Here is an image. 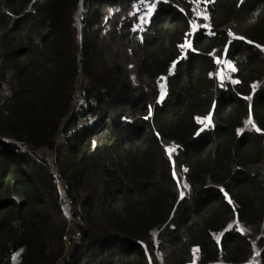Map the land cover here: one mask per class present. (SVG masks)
<instances>
[{
  "label": "trees",
  "instance_id": "obj_1",
  "mask_svg": "<svg viewBox=\"0 0 264 264\" xmlns=\"http://www.w3.org/2000/svg\"><path fill=\"white\" fill-rule=\"evenodd\" d=\"M179 1L0 0V264H264V0Z\"/></svg>",
  "mask_w": 264,
  "mask_h": 264
},
{
  "label": "rangeland",
  "instance_id": "obj_2",
  "mask_svg": "<svg viewBox=\"0 0 264 264\" xmlns=\"http://www.w3.org/2000/svg\"><path fill=\"white\" fill-rule=\"evenodd\" d=\"M186 1H190V0H186ZM180 2H181V0H180ZM191 5H192L190 7V9L192 10V16L191 17H193L194 21L196 22L195 23L196 27L200 26L199 20L200 21L202 20L201 21L202 26H206L208 23H205V21L203 22V20L204 19L206 20V18H207L206 11L204 9H202L204 3L201 0H192ZM146 8L147 9H144L143 13H141L139 15L140 20H147L150 16L151 12L153 11V9H152L153 7H151V5H147ZM142 14H143V16H141ZM215 59H216V62L219 64V68L217 69L218 77L223 78V76L227 75V70H230L228 67V63L219 57H215ZM162 97H163V94L161 93L160 98H162ZM209 121H210L209 117L200 119V123L202 124V126H205ZM54 150H55L54 148H50V147L42 148V149L37 150V152L34 154V156L37 159L44 161L47 164H49L54 159V154H53ZM72 228H73V222H71L67 227V235L68 236L72 233ZM241 230L244 231L245 229L242 228ZM214 237L217 240H219L220 234H215ZM258 250L259 249L257 248V246H255L254 250H253V252H254L253 257L250 260L251 262L256 261V259H257L256 256H257ZM195 252L196 251H194V255H195ZM66 254L68 255V252ZM67 255L65 256L64 260H66ZM12 264H17V257L16 256L13 258ZM60 264H62V261Z\"/></svg>",
  "mask_w": 264,
  "mask_h": 264
},
{
  "label": "built area",
  "instance_id": "obj_3",
  "mask_svg": "<svg viewBox=\"0 0 264 264\" xmlns=\"http://www.w3.org/2000/svg\"><path fill=\"white\" fill-rule=\"evenodd\" d=\"M178 1H179V0H178ZM191 1H192V0H190V7L192 6V5H191ZM201 1L204 3L202 9H204V10L206 11V15H207V6H208V4L211 2V0H201ZM178 4H179L180 9H181L184 13H186V8H185L184 4L181 3L180 1H179ZM141 16H143V14H142ZM207 18H208V16H207ZM144 21H145V20H140V19H139V25H141V28L144 27ZM195 23H196V22L194 21L193 17H190V18H189V24H190V37H189V40L191 39V36H192L193 32L198 28V26L196 27ZM194 25H195V26H194ZM230 75H231V71H230V70H227V76H230ZM80 94H82V90H80ZM82 104H83V98H82V96L77 97L75 107L78 108V107L81 106ZM18 144L20 145L21 143H18ZM53 176H54V177H57V170H54V171H53ZM182 192H183V196H181V193H182ZM185 195H186V190H185V189H181L180 192H179V199L184 198ZM59 202H60V204H61V208H62L63 211H64L65 217H66L67 220L69 221V222H68V225H69V224L72 222V221H71V211L65 207L64 204H65L66 202L64 201V199L60 198ZM72 234H73L74 236H78V235H79V232H78V230H75V229H73V228H72V233H71L69 236L67 235V232H66V235H65V243H66L67 247H68V246H69V247L71 246V236H72ZM74 240H75V239H74Z\"/></svg>",
  "mask_w": 264,
  "mask_h": 264
},
{
  "label": "snow or ice",
  "instance_id": "obj_4",
  "mask_svg": "<svg viewBox=\"0 0 264 264\" xmlns=\"http://www.w3.org/2000/svg\"><path fill=\"white\" fill-rule=\"evenodd\" d=\"M142 2H143V0H142ZM152 7H154V5H152ZM151 10V9H150ZM206 18V17H205ZM195 26V25H194ZM231 34V33H230ZM240 39H244L243 37H240ZM249 43H251V41H249ZM185 46H188V47H190V45H182L181 47H185ZM257 47H261L260 45H257ZM174 64H175V62H174ZM197 119H199V118H197ZM249 122H251V121H249ZM258 132L259 131H261L259 128H257L256 129ZM167 151L169 152V153H171L172 151H173V149L172 148H168L167 149ZM173 175H175V171H174V173H173ZM185 187H187V185H185ZM181 196H183V192L181 193Z\"/></svg>",
  "mask_w": 264,
  "mask_h": 264
}]
</instances>
